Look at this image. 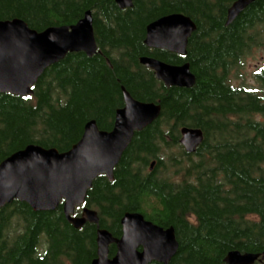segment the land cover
Wrapping results in <instances>:
<instances>
[{
  "label": "trees",
  "instance_id": "trees-1",
  "mask_svg": "<svg viewBox=\"0 0 264 264\" xmlns=\"http://www.w3.org/2000/svg\"><path fill=\"white\" fill-rule=\"evenodd\" d=\"M235 1L133 0V8L121 10L115 0H0V20L19 18L39 32L74 25L90 10L98 44L92 58L72 53L49 68L32 96L0 94V164L30 145L67 152L90 121L111 131L125 88L141 102L159 104L161 117L134 136L113 182L104 175L95 180L75 216L84 207L95 210L100 227L116 238L126 213L173 227L179 252L170 264H225L231 251L262 254L264 68L256 74L259 89L233 84L231 73L253 49L264 48V0L226 27ZM173 13L197 25L186 56L144 43L147 26ZM146 56L189 63L196 85L166 87L141 65ZM183 127L204 133L195 154L180 144ZM96 239L97 226L75 229L62 204L36 213L15 201L0 210V264H92ZM110 252L113 257L116 247Z\"/></svg>",
  "mask_w": 264,
  "mask_h": 264
},
{
  "label": "water",
  "instance_id": "water-1",
  "mask_svg": "<svg viewBox=\"0 0 264 264\" xmlns=\"http://www.w3.org/2000/svg\"><path fill=\"white\" fill-rule=\"evenodd\" d=\"M258 0H236L228 9L226 27ZM121 10L133 8V0H115ZM196 23L187 15L173 13L150 23L145 45L186 56ZM98 51L92 11L71 26L31 29L22 19L0 20V94L32 96L33 87L45 72L62 62L68 54L85 53L92 58ZM141 65L152 70L157 80L168 88L192 89L197 77L191 65H171L151 57L140 58ZM124 107L117 110L114 127L102 131L96 121L86 124L78 143L69 151L30 145L0 164V210L15 201L26 203L36 212H54L60 205L68 223L75 229L86 224L97 226V257L92 264H170L179 252L173 227L164 228L148 221L144 215L126 213L121 220L122 236L114 237L100 227L95 210L84 207L95 180L104 175L115 180V169L134 136L154 124L162 114L156 103L141 102L123 88ZM201 129L183 127L180 144L188 154H195L204 143ZM155 163L152 164V167ZM116 247L111 257L110 248ZM262 254L231 251L225 264H255Z\"/></svg>",
  "mask_w": 264,
  "mask_h": 264
},
{
  "label": "rangeland",
  "instance_id": "rangeland-1",
  "mask_svg": "<svg viewBox=\"0 0 264 264\" xmlns=\"http://www.w3.org/2000/svg\"><path fill=\"white\" fill-rule=\"evenodd\" d=\"M264 68V48L253 49L247 56L244 57L240 67L232 71L231 81L235 85L245 84L256 89L260 88L256 80L258 71Z\"/></svg>",
  "mask_w": 264,
  "mask_h": 264
},
{
  "label": "bare ground",
  "instance_id": "bare-ground-1",
  "mask_svg": "<svg viewBox=\"0 0 264 264\" xmlns=\"http://www.w3.org/2000/svg\"><path fill=\"white\" fill-rule=\"evenodd\" d=\"M94 19V18H93Z\"/></svg>",
  "mask_w": 264,
  "mask_h": 264
}]
</instances>
